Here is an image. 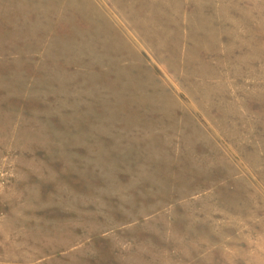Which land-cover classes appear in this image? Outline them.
<instances>
[{
    "label": "rangeland",
    "instance_id": "374dc122",
    "mask_svg": "<svg viewBox=\"0 0 264 264\" xmlns=\"http://www.w3.org/2000/svg\"><path fill=\"white\" fill-rule=\"evenodd\" d=\"M0 264H264V0H0Z\"/></svg>",
    "mask_w": 264,
    "mask_h": 264
}]
</instances>
